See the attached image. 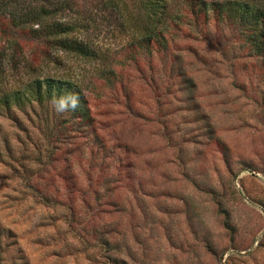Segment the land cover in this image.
I'll return each instance as SVG.
<instances>
[{
	"label": "rangeland",
	"instance_id": "rangeland-1",
	"mask_svg": "<svg viewBox=\"0 0 264 264\" xmlns=\"http://www.w3.org/2000/svg\"><path fill=\"white\" fill-rule=\"evenodd\" d=\"M105 18L86 37L120 54L133 34ZM201 21L115 87L99 62L0 35L5 90L30 65L89 81L94 117H1L0 264H264V57Z\"/></svg>",
	"mask_w": 264,
	"mask_h": 264
},
{
	"label": "trees",
	"instance_id": "trees-1",
	"mask_svg": "<svg viewBox=\"0 0 264 264\" xmlns=\"http://www.w3.org/2000/svg\"><path fill=\"white\" fill-rule=\"evenodd\" d=\"M105 16L114 20V30L133 34L120 54L108 55L86 37ZM201 20L232 25L251 53L264 57V0H0L2 38L99 62L97 76L112 87L121 83L125 67L168 51L175 26H199ZM4 50L0 44V119H16L17 109L35 110L37 104L44 107L62 95L75 94L80 97L79 107L64 112L65 117L94 125L91 82L55 74L35 76L38 69L30 65L27 72L32 76L21 87L7 91L2 80ZM33 53L37 55L36 50Z\"/></svg>",
	"mask_w": 264,
	"mask_h": 264
},
{
	"label": "clouds",
	"instance_id": "clouds-1",
	"mask_svg": "<svg viewBox=\"0 0 264 264\" xmlns=\"http://www.w3.org/2000/svg\"><path fill=\"white\" fill-rule=\"evenodd\" d=\"M79 102L80 97L75 94L62 95L58 100L54 101L58 113L76 110L79 107Z\"/></svg>",
	"mask_w": 264,
	"mask_h": 264
}]
</instances>
